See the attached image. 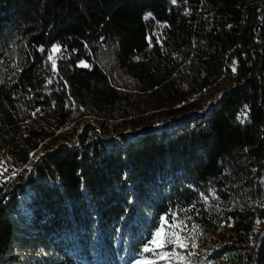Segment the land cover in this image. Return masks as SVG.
Returning <instances> with one entry per match:
<instances>
[{"label": "trees", "instance_id": "trees-1", "mask_svg": "<svg viewBox=\"0 0 264 264\" xmlns=\"http://www.w3.org/2000/svg\"><path fill=\"white\" fill-rule=\"evenodd\" d=\"M0 163V264H264V0H0Z\"/></svg>", "mask_w": 264, "mask_h": 264}, {"label": "snow or ice", "instance_id": "snow-or-ice-1", "mask_svg": "<svg viewBox=\"0 0 264 264\" xmlns=\"http://www.w3.org/2000/svg\"><path fill=\"white\" fill-rule=\"evenodd\" d=\"M53 51H58V49H53ZM180 227L181 225L176 223L175 221H173V223L169 226L167 232H165L163 227H161L160 230L155 233V237L151 241L152 247H145L143 251L154 252L158 259H168L170 257H177V254L175 252H156V249H163L168 244H176L178 247H185V241L180 237L179 232L176 231V229H179ZM179 259H183V257H179ZM145 264H155V261H147L145 262Z\"/></svg>", "mask_w": 264, "mask_h": 264}, {"label": "rangeland", "instance_id": "rangeland-1", "mask_svg": "<svg viewBox=\"0 0 264 264\" xmlns=\"http://www.w3.org/2000/svg\"><path fill=\"white\" fill-rule=\"evenodd\" d=\"M6 177H7V173L5 171V167L0 163V182L3 181Z\"/></svg>", "mask_w": 264, "mask_h": 264}]
</instances>
